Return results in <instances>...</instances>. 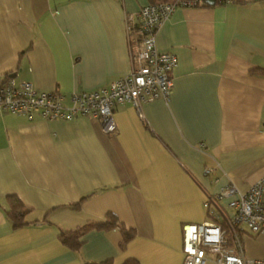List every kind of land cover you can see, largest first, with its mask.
Instances as JSON below:
<instances>
[{
    "label": "crops",
    "instance_id": "1",
    "mask_svg": "<svg viewBox=\"0 0 264 264\" xmlns=\"http://www.w3.org/2000/svg\"><path fill=\"white\" fill-rule=\"evenodd\" d=\"M150 2L0 0V79L66 99L107 86L131 68L126 18ZM155 47L177 59L169 99L142 103V116L116 105L115 134L87 116L2 113L0 264H181L183 226L207 218L206 195L264 175V0L179 7ZM10 196L36 223L12 228ZM108 214L134 231L125 246L118 227L89 230L77 250L59 241ZM244 252L263 257L264 235Z\"/></svg>",
    "mask_w": 264,
    "mask_h": 264
},
{
    "label": "built area",
    "instance_id": "2",
    "mask_svg": "<svg viewBox=\"0 0 264 264\" xmlns=\"http://www.w3.org/2000/svg\"><path fill=\"white\" fill-rule=\"evenodd\" d=\"M201 1L148 3L139 9L135 19L128 16L127 31L139 27L128 39L131 68L107 86L72 91L66 99L57 89L38 90L30 81L16 83L10 76L0 79V116L4 112L22 114L29 120L87 116L99 121L104 134H115L116 105L129 103L142 116V103L168 101L171 70L177 59L173 53L156 50L155 32L177 8L197 7ZM204 205L207 218L183 226L181 264H264V256L250 258L244 252L247 236L264 235V175L245 191L225 185L214 195L207 194Z\"/></svg>",
    "mask_w": 264,
    "mask_h": 264
},
{
    "label": "trees",
    "instance_id": "3",
    "mask_svg": "<svg viewBox=\"0 0 264 264\" xmlns=\"http://www.w3.org/2000/svg\"><path fill=\"white\" fill-rule=\"evenodd\" d=\"M150 3H158L161 1H171V0H150ZM225 0H214L213 4L207 2V0H202L198 6H211L217 3H224ZM138 25L135 27V31L138 32ZM22 115V114H20ZM25 116V115H24ZM27 118V117H26ZM84 198H82L83 200ZM32 209L23 205L18 197L10 196L8 197V206L6 208L7 216L10 220L11 226L13 229H17L20 227H24L29 224L36 223L35 220L30 219ZM46 213L44 215L45 222H48L45 218ZM118 227L121 235V239L119 241L120 247L125 246V244L134 236L133 230L126 229L122 224H120L117 218L108 214L104 221L102 222H87L83 225L77 226L74 229L69 230H61L58 232L59 241L66 247L72 250H77L82 245V236L92 229H103L108 230L111 228ZM124 264H137L135 261H126Z\"/></svg>",
    "mask_w": 264,
    "mask_h": 264
},
{
    "label": "water",
    "instance_id": "4",
    "mask_svg": "<svg viewBox=\"0 0 264 264\" xmlns=\"http://www.w3.org/2000/svg\"><path fill=\"white\" fill-rule=\"evenodd\" d=\"M207 2H209L210 4H213L214 0H207Z\"/></svg>",
    "mask_w": 264,
    "mask_h": 264
},
{
    "label": "bare ground",
    "instance_id": "5",
    "mask_svg": "<svg viewBox=\"0 0 264 264\" xmlns=\"http://www.w3.org/2000/svg\"><path fill=\"white\" fill-rule=\"evenodd\" d=\"M117 131V130H116Z\"/></svg>",
    "mask_w": 264,
    "mask_h": 264
}]
</instances>
